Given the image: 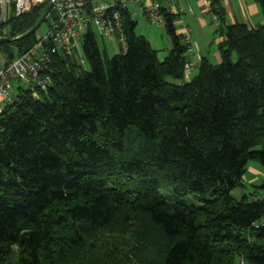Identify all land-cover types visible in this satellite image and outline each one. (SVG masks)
Returning <instances> with one entry per match:
<instances>
[{"label": "trees", "instance_id": "trees-1", "mask_svg": "<svg viewBox=\"0 0 264 264\" xmlns=\"http://www.w3.org/2000/svg\"><path fill=\"white\" fill-rule=\"evenodd\" d=\"M48 3L0 27L22 35ZM211 9L220 62L203 57L190 80L176 15L164 14L159 60L121 12L123 52L87 31L89 70L56 55L46 90L17 89L0 114V264H264V182L231 195L248 161L264 166V20L228 24L221 0ZM36 39L14 40L7 58Z\"/></svg>", "mask_w": 264, "mask_h": 264}, {"label": "built area", "instance_id": "built-area-1", "mask_svg": "<svg viewBox=\"0 0 264 264\" xmlns=\"http://www.w3.org/2000/svg\"><path fill=\"white\" fill-rule=\"evenodd\" d=\"M43 0H0V25L9 17H17L27 12L35 3ZM51 0H49L50 2ZM201 12L217 27V15L211 9V0H196ZM53 15L49 18L48 29L21 54L12 59L5 58L0 67V114L4 107L11 105L16 92L12 83H21L36 96L38 91L46 90L50 85L52 62L56 55H80L79 45L87 31H93L99 37L114 36L125 49L121 12H128L131 17L137 11L145 14L149 22L160 27L164 23V14L177 15L182 10L177 0H56L52 7ZM8 11L10 15L8 16ZM50 13V12H49ZM48 13V14H49ZM185 13L191 14L190 7ZM2 35H0V38ZM182 40L187 54L195 51L191 34L187 28L182 32ZM197 55L184 63V73L198 65ZM21 86L18 85L17 89ZM239 264H243L239 261Z\"/></svg>", "mask_w": 264, "mask_h": 264}, {"label": "rangeland", "instance_id": "rangeland-1", "mask_svg": "<svg viewBox=\"0 0 264 264\" xmlns=\"http://www.w3.org/2000/svg\"><path fill=\"white\" fill-rule=\"evenodd\" d=\"M9 15H10V11H8V16ZM132 18L136 21L135 32L139 35H143L147 39L151 47L157 50L158 59L162 60L171 45V39L169 35L166 33L165 28L163 26L158 27L152 24L151 22H149L145 14L142 13L141 11H137L136 14H133ZM49 22H50L49 19L47 21H43L40 24V26L36 29L34 34L39 36L45 33L48 29ZM207 23L210 28L211 26L215 28V26L211 23L209 19H207ZM0 30H1L0 34H2L1 36L2 38L12 39L16 37V36L9 37L8 34H6L4 28L2 27H0ZM96 37L99 47L103 49L108 56H112L114 54L123 52V48L116 37L111 36V37L101 38L98 35H96ZM209 42H210L209 47H211V50H213V52L217 51V45L215 44V42L211 40ZM14 45H15L14 40L7 42H0V67L2 66L5 58H7L8 51H14V47H15ZM79 51H80V55H82L81 44L79 45ZM75 56L79 61L80 60L79 55L76 54ZM232 59L233 60L236 59L234 54L232 55ZM209 61L211 62V64H218L220 62V56H218V61L215 60L212 56L209 58ZM81 66L84 70H89V65L87 62L84 61L81 64ZM196 73H197V68L193 73L189 72L188 78L185 79L190 80V78L194 76ZM18 85H20L21 88L26 89L21 83L13 82L12 86L15 92L17 91ZM242 182H243V186L235 188L231 191V195L235 199H239L243 194L250 197V193L253 190L260 192L261 190L257 187H259L264 182V166L260 165L256 161H248L246 172L243 175ZM190 198L192 197L190 196ZM262 220L264 222V218Z\"/></svg>", "mask_w": 264, "mask_h": 264}, {"label": "crops", "instance_id": "crops-1", "mask_svg": "<svg viewBox=\"0 0 264 264\" xmlns=\"http://www.w3.org/2000/svg\"><path fill=\"white\" fill-rule=\"evenodd\" d=\"M221 2L228 24L244 23L247 26H256L263 22L260 10L253 0H221ZM177 4L182 10L174 20L176 33L182 35L183 30L187 28L195 45V51L187 54V60L191 61L193 56L197 55L200 60L204 57L209 61L212 56L218 61V44L224 39L223 35L217 31L218 26L215 28L208 26V17L201 12L196 0H177ZM187 7L191 8V14L185 13ZM210 40L217 45V51L213 52L209 47ZM196 68L197 65L190 70V73H193ZM185 78H188V74Z\"/></svg>", "mask_w": 264, "mask_h": 264}, {"label": "water", "instance_id": "water-1", "mask_svg": "<svg viewBox=\"0 0 264 264\" xmlns=\"http://www.w3.org/2000/svg\"><path fill=\"white\" fill-rule=\"evenodd\" d=\"M56 3V0H51L42 10L38 20L36 21V23L24 34L16 36L12 39L9 38H0V42H7V41H12V40H17L23 37H27L29 36L31 33L35 32L36 29L40 26V24L43 22V20L46 18V16L48 15V13L51 11L52 7L54 6V4Z\"/></svg>", "mask_w": 264, "mask_h": 264}]
</instances>
